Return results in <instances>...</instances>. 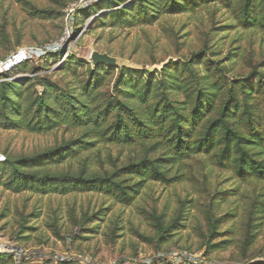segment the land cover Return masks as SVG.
Instances as JSON below:
<instances>
[{
    "label": "rangeland",
    "instance_id": "374dc122",
    "mask_svg": "<svg viewBox=\"0 0 264 264\" xmlns=\"http://www.w3.org/2000/svg\"><path fill=\"white\" fill-rule=\"evenodd\" d=\"M98 1L0 0V58L20 48L55 46L53 52L64 51L58 62L41 60L46 53L32 60L35 68L44 69L40 74L50 73L61 85L72 81L63 70L67 56L91 62L93 51L117 57L127 67L149 71L203 53L215 63L221 61L231 78L246 76L264 61V31L238 26L218 3L192 12L164 14L154 24L136 27L97 26L107 9L84 23L73 21L80 9L87 10ZM25 2L48 10L51 16H32ZM259 70L264 72V68ZM78 133L0 130V157L36 155ZM141 152L140 145L99 142L75 158L46 168L102 174ZM170 175L179 179L171 184L148 181L130 205L94 192L12 193L0 187V251L16 254V264H162V259L173 264H241L240 243L254 208L255 243L250 254L264 257V181L243 182L205 155L172 166ZM211 215L221 218L218 231L222 235L215 241L230 240V246L206 254L197 228L207 231ZM157 216L167 224H181L172 229L166 242L157 235Z\"/></svg>",
    "mask_w": 264,
    "mask_h": 264
},
{
    "label": "trees",
    "instance_id": "16d2710c",
    "mask_svg": "<svg viewBox=\"0 0 264 264\" xmlns=\"http://www.w3.org/2000/svg\"><path fill=\"white\" fill-rule=\"evenodd\" d=\"M127 1L100 0L87 10L80 9L73 21L84 23L107 9L97 26L136 27L154 24L164 14L192 12L218 3L238 26L264 31V0H133L124 6ZM25 5L34 17L51 16L46 9L29 2ZM63 52H47L41 60L58 62ZM62 64L72 79L66 85L55 82L50 73L40 74L44 69L35 68L32 59L0 74V130L79 132L36 155H6L0 161V187L12 193L94 192L130 205L148 181L176 182L179 177L171 176L170 168L197 155L209 157L216 167L243 182L264 181V72L259 70L264 68V61L238 78L229 77L221 61L215 63L203 53L187 61L171 60L153 71L93 66L75 56H67ZM19 74L30 76L15 78ZM99 142L140 145L142 152L102 174L46 168L75 158ZM254 212L253 208L245 223L241 264H264V257L250 254L255 243ZM220 220L208 216L207 231L197 228L200 247L206 254L230 246V240L215 241L222 235L218 231ZM154 222L164 242L172 229L181 225L178 221L167 224L162 216L155 217ZM16 263V254L0 251V264Z\"/></svg>",
    "mask_w": 264,
    "mask_h": 264
},
{
    "label": "built area",
    "instance_id": "2783aa9c",
    "mask_svg": "<svg viewBox=\"0 0 264 264\" xmlns=\"http://www.w3.org/2000/svg\"><path fill=\"white\" fill-rule=\"evenodd\" d=\"M55 46H42L34 48H20L6 58H0V74H6L13 71L20 66L26 60L32 59L35 56H41L47 52L54 51ZM5 157H0V161H3ZM185 257H189L184 255ZM190 259V258H189ZM191 264V262H189Z\"/></svg>",
    "mask_w": 264,
    "mask_h": 264
},
{
    "label": "water",
    "instance_id": "95a60500",
    "mask_svg": "<svg viewBox=\"0 0 264 264\" xmlns=\"http://www.w3.org/2000/svg\"><path fill=\"white\" fill-rule=\"evenodd\" d=\"M90 58L93 66H97L99 64H106L109 66H126L122 63L121 59L106 52L101 53L99 51H93Z\"/></svg>",
    "mask_w": 264,
    "mask_h": 264
}]
</instances>
